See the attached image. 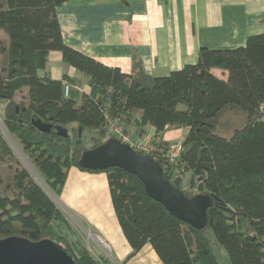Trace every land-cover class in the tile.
<instances>
[{"label":"trees","instance_id":"16d2710c","mask_svg":"<svg viewBox=\"0 0 264 264\" xmlns=\"http://www.w3.org/2000/svg\"><path fill=\"white\" fill-rule=\"evenodd\" d=\"M65 1L0 0V117L52 192L60 195L70 166L105 172L114 212L132 249L128 258L150 244L162 264H219L210 231L231 264H264V32L234 48L201 46L195 63L167 75L137 77L63 42L56 6ZM52 50L86 76L88 92L72 86L64 96L63 82L73 83L72 77L40 74ZM212 68L226 70L227 79ZM24 88L26 95L18 99ZM230 109L244 114L246 123L231 135L217 134L216 124ZM135 111H141L138 118ZM112 118H133L138 134L146 125L156 132L187 128L177 162L164 175L188 197H217L203 227L171 214L135 174L117 166L97 170L78 164L84 150L112 137ZM32 119L66 127L68 134L40 131ZM87 128L97 135L85 147L80 136ZM158 145L166 154L171 144ZM4 163L13 176L3 184L0 173V238L53 237L68 248L75 264H110L104 253L84 243L53 198L20 167L0 130V166Z\"/></svg>","mask_w":264,"mask_h":264},{"label":"crops","instance_id":"0c3cea01","mask_svg":"<svg viewBox=\"0 0 264 264\" xmlns=\"http://www.w3.org/2000/svg\"><path fill=\"white\" fill-rule=\"evenodd\" d=\"M56 16L66 45L137 77L167 75L195 63L201 46L234 48L244 45L249 35L264 32V0H66L56 6ZM45 71L56 79L63 74L72 77L75 81L70 85L79 92L90 89L86 76L66 64L58 50L49 52L40 74ZM211 72L227 79L226 70L212 68ZM140 112H133V117ZM132 121L120 120V124L138 134ZM143 129L141 135L176 145L187 131L168 127L156 132L148 125ZM58 197L63 213L67 210L85 218L92 226V234L103 241L112 263L162 264L150 244L128 258L132 249L114 212L105 172L70 166Z\"/></svg>","mask_w":264,"mask_h":264},{"label":"water","instance_id":"95a60500","mask_svg":"<svg viewBox=\"0 0 264 264\" xmlns=\"http://www.w3.org/2000/svg\"><path fill=\"white\" fill-rule=\"evenodd\" d=\"M38 130L67 136L66 127L52 125L41 119H32ZM85 168L104 170L117 166L135 174L143 183L146 193L159 201L178 219L201 228L206 223V211L217 197L196 193L190 197L176 188L164 175L160 163L150 154L136 152L117 137H110L102 144L86 149L78 159ZM227 209L226 207H224ZM0 264H75L67 247L56 238L47 237L37 241L20 236L0 238Z\"/></svg>","mask_w":264,"mask_h":264},{"label":"rangeland","instance_id":"374dc122","mask_svg":"<svg viewBox=\"0 0 264 264\" xmlns=\"http://www.w3.org/2000/svg\"><path fill=\"white\" fill-rule=\"evenodd\" d=\"M0 33H2L0 31ZM26 92L22 91L17 94V98L20 99L22 96H25ZM246 123V117L239 111L236 110H228L222 116L221 120H219L218 124H216L217 128L215 132L217 134L228 136L231 135L235 129L242 127ZM219 125V126H218ZM0 130L11 145L15 156L18 159V163L20 167L25 168L30 176L38 182L46 192L53 198H56V204L61 208L62 203L58 195H55L52 190L49 188L48 184L46 183L45 179L41 176V174L36 170L32 162L30 161L29 155L24 152L23 148L18 144V142L14 139L11 134L8 133L6 128L4 127L1 117H0ZM97 135L96 130L94 129H85L80 136V142L83 146L88 147L92 142V137ZM0 173L2 177L3 184L10 183L12 180L13 169L11 166L9 167L7 163H4L0 166ZM60 196V195H59ZM68 209V208H67ZM69 210V209H68ZM65 216L71 223L72 227L76 229L78 234L83 238L84 243L89 247L92 248L94 252H102L104 253L107 258L109 259L110 264L112 263L110 260V252L107 247L103 244L102 241H99L97 236H94L92 226L86 221V219H82V217H75L67 210L64 212ZM65 232V231H64ZM210 236V245L213 249L214 255L219 262V264H231L228 254L222 244L213 236V234L209 231ZM98 244L99 248L94 244ZM89 243V244H88ZM102 245V247H101Z\"/></svg>","mask_w":264,"mask_h":264},{"label":"built area","instance_id":"2783aa9c","mask_svg":"<svg viewBox=\"0 0 264 264\" xmlns=\"http://www.w3.org/2000/svg\"><path fill=\"white\" fill-rule=\"evenodd\" d=\"M71 85L69 82H63V94L69 96ZM108 132L111 136L117 137L122 142L130 145L136 152L142 154H150L157 161L162 158L160 163L163 172L167 167L177 162L180 146L176 144L169 145L168 153H163L160 148L159 140L154 139L151 135L132 134L129 130L122 127L120 119H109ZM99 239V237H97ZM99 241H102L99 239ZM103 242V241H102Z\"/></svg>","mask_w":264,"mask_h":264}]
</instances>
